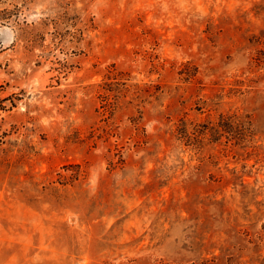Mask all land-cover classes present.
Masks as SVG:
<instances>
[{
	"label": "rangeland",
	"instance_id": "obj_1",
	"mask_svg": "<svg viewBox=\"0 0 264 264\" xmlns=\"http://www.w3.org/2000/svg\"><path fill=\"white\" fill-rule=\"evenodd\" d=\"M0 264H264V0H0Z\"/></svg>",
	"mask_w": 264,
	"mask_h": 264
}]
</instances>
